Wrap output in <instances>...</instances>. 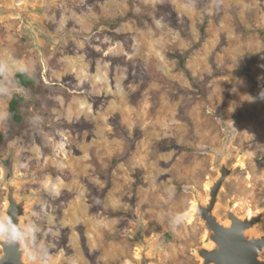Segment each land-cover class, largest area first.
I'll use <instances>...</instances> for the list:
<instances>
[{
	"label": "rangeland",
	"instance_id": "1",
	"mask_svg": "<svg viewBox=\"0 0 264 264\" xmlns=\"http://www.w3.org/2000/svg\"><path fill=\"white\" fill-rule=\"evenodd\" d=\"M51 2L36 18L55 45L0 22V216L11 162L32 200L25 260L138 264L144 242L153 264H202L190 210L223 160L244 157L220 221L264 210V0ZM18 71L36 85L16 84Z\"/></svg>",
	"mask_w": 264,
	"mask_h": 264
},
{
	"label": "water",
	"instance_id": "2",
	"mask_svg": "<svg viewBox=\"0 0 264 264\" xmlns=\"http://www.w3.org/2000/svg\"><path fill=\"white\" fill-rule=\"evenodd\" d=\"M51 5H53L51 0H46L42 5H37V0H24L20 1V4L15 0H0V22L18 19L23 31L33 42L46 40L55 45L45 32L42 23L36 18L48 12ZM224 151L226 152V148ZM243 160L244 157L239 155L230 165L220 163L217 168L218 178L212 180L214 183L208 192L205 189L207 199L202 200L198 196L195 211L189 215L191 221L192 219L203 220L205 223L203 234L206 232V236L202 237L204 243L197 249L196 255L202 264H264V260L261 259L264 251V234L257 237L251 232L257 225L264 223V210L253 212L252 216H246V214L239 217L235 207H232L225 214L229 225L220 221L216 214L221 192L230 176L242 168ZM4 169L6 173L2 184L6 189V196L4 210L0 216V264H34L25 260L26 250L20 243V236L27 233L23 223L28 217L29 204L32 200L18 197L14 164L8 162ZM208 245H211L209 246L211 248ZM139 247V259L142 260H138V264H153L157 260L155 254L149 255V244L139 242Z\"/></svg>",
	"mask_w": 264,
	"mask_h": 264
},
{
	"label": "trees",
	"instance_id": "3",
	"mask_svg": "<svg viewBox=\"0 0 264 264\" xmlns=\"http://www.w3.org/2000/svg\"><path fill=\"white\" fill-rule=\"evenodd\" d=\"M179 60L181 64L184 65L186 58L179 57ZM37 80L38 79L35 75H29L24 71H18L14 77V82L16 84L26 88L34 87L37 83ZM22 101H24L23 98L16 95L12 98V101L9 105V116L16 123H21L23 121V117L19 108L20 102ZM3 140V135L0 133V145L2 144Z\"/></svg>",
	"mask_w": 264,
	"mask_h": 264
},
{
	"label": "bare ground",
	"instance_id": "4",
	"mask_svg": "<svg viewBox=\"0 0 264 264\" xmlns=\"http://www.w3.org/2000/svg\"><path fill=\"white\" fill-rule=\"evenodd\" d=\"M223 163H224V160H223ZM236 165V164H235ZM217 170V169H216ZM219 176V175H218ZM213 183L214 182H212V181H210V182H208L207 184H205V189H207V192H208V190L213 186ZM203 199V198H202ZM207 199V195H205V198H204V200H206ZM196 205H197V203L195 202H193L192 203V207H191V210H190V213H194V211H195V208H196ZM221 205V204H220ZM219 206V205H218ZM253 215V213L252 212H249V213H247V215L246 216H252ZM195 217H197V216H195ZM224 217V216H223ZM193 220H195V219H192V221ZM202 220V219H201ZM220 220H221V217H220ZM199 222H201L202 223V225H203V227H204V225H205V223H204V221L202 220V221H200L199 220ZM224 222V221H223ZM225 224L226 225H229V221L228 222H225ZM204 229V228H203ZM204 231V230H203ZM254 231V230H253ZM253 231H251L252 233H254V234H256L257 235V237H259L260 236V234H257L256 232H253ZM250 232V233H251ZM262 235V234H261ZM203 236L205 237L206 236V232H204V234H203ZM209 248H211V247H209ZM208 248V249H209ZM197 252H198V250L196 249L195 250V254L197 255ZM136 254V260L138 261V260H142L141 258L139 259V257H140V252L137 250V252L135 253ZM27 260V259H26ZM202 262V261H201Z\"/></svg>",
	"mask_w": 264,
	"mask_h": 264
},
{
	"label": "clouds",
	"instance_id": "5",
	"mask_svg": "<svg viewBox=\"0 0 264 264\" xmlns=\"http://www.w3.org/2000/svg\"><path fill=\"white\" fill-rule=\"evenodd\" d=\"M261 97L264 98V93H261Z\"/></svg>",
	"mask_w": 264,
	"mask_h": 264
},
{
	"label": "flooded vegetation",
	"instance_id": "6",
	"mask_svg": "<svg viewBox=\"0 0 264 264\" xmlns=\"http://www.w3.org/2000/svg\"><path fill=\"white\" fill-rule=\"evenodd\" d=\"M263 260V259H262Z\"/></svg>",
	"mask_w": 264,
	"mask_h": 264
}]
</instances>
